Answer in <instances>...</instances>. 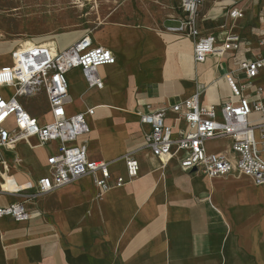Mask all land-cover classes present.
<instances>
[{
  "label": "crops",
  "instance_id": "obj_1",
  "mask_svg": "<svg viewBox=\"0 0 264 264\" xmlns=\"http://www.w3.org/2000/svg\"><path fill=\"white\" fill-rule=\"evenodd\" d=\"M233 1L245 12L234 30L250 43V57L259 50L255 35L264 30V0L258 1L260 9L250 35L242 32L247 16L239 0H215L224 13L219 28L230 24L226 14ZM178 14L170 27L177 25ZM90 36L96 46L113 52L116 64L99 68L102 90L90 89L81 69L70 71L81 79L69 94V103L77 97L81 107L69 112L67 106L68 114L94 108L93 116L86 114L89 132L81 138L89 158L110 162L113 176L128 181L124 157L130 154L139 162V176L102 196L87 176L28 201L27 222L1 218L0 264H264V184L236 172L211 179L184 171L178 159L163 165L144 148L150 127L141 124L139 115L164 111L166 122L174 125L176 115L170 108L199 89H206V103L222 105L230 97L224 76L237 67V57L243 53L196 63L192 39L137 25H108ZM82 37L75 35L53 48L63 51ZM258 87L263 88L264 102V79L247 94ZM45 101L48 120L38 118L48 122ZM212 144L217 145L215 149H209ZM23 145L38 152L45 173L35 176L28 171L31 159L18 153L14 165L10 164L4 155L9 151H3L0 190L10 192L0 191L3 207L25 201L30 193L14 192L48 175L47 159L57 148L56 143L41 146L33 138L30 144H17L15 151ZM206 147L210 153L233 157L230 139L210 141Z\"/></svg>",
  "mask_w": 264,
  "mask_h": 264
},
{
  "label": "built area",
  "instance_id": "obj_2",
  "mask_svg": "<svg viewBox=\"0 0 264 264\" xmlns=\"http://www.w3.org/2000/svg\"><path fill=\"white\" fill-rule=\"evenodd\" d=\"M176 2L177 25L168 27L167 32L193 40L196 63H204L213 56L225 58L229 54L236 57L243 54L237 57V67L224 76L230 97L222 105L206 103L207 91L199 89L189 99L170 108L176 115L174 125L166 122L164 111L140 113L141 124L150 127V132L144 136V148L163 165L178 159L184 171L195 170L211 179L236 172L263 185L264 160L260 150H264L263 88H256L252 94L247 92L264 79V30L255 35L259 50L249 57L250 43L234 30L236 22L245 17L238 2L233 1L226 14L230 24L221 26L217 34H204L198 23V14L206 0ZM114 64L113 52L96 46L91 36L86 35L63 51H56L50 45L24 43L12 50L9 65H0V164L4 160L3 151H14L20 142L30 144V140L36 138L41 146L57 144L56 151L47 159L48 175L35 185L28 183L25 189L14 192L30 195L24 202L0 205V219L27 222L30 219L28 201L87 176L93 178L100 196L113 187L126 186L139 176V162L130 154L124 157L128 181L122 176H113L110 162L89 158L87 144L81 138L89 132L86 114L93 116L94 108L73 116L67 111L68 73L81 69L88 87L102 90L104 81L98 70ZM236 76L243 79L238 81ZM8 86L14 89L11 97L3 93ZM42 96L47 100L48 122L32 115L19 102L20 98ZM222 139L231 140L233 157L208 151V142ZM16 162L20 163V159ZM0 191L9 192L3 188Z\"/></svg>",
  "mask_w": 264,
  "mask_h": 264
},
{
  "label": "rangeland",
  "instance_id": "obj_3",
  "mask_svg": "<svg viewBox=\"0 0 264 264\" xmlns=\"http://www.w3.org/2000/svg\"><path fill=\"white\" fill-rule=\"evenodd\" d=\"M239 1L245 5L247 16L241 25L242 32L250 35L260 9L259 0ZM177 14L178 8L173 0H0V65H9L12 49L24 43L49 45L44 41L52 39L50 46L60 47L75 35H92L108 25H137L167 31L174 25L173 18ZM223 15L215 0H206L198 14L201 31L217 34ZM67 78L69 94L72 95L81 78L71 72ZM3 93L11 97L14 89L5 87ZM73 100L68 105L69 112L78 111L81 107L77 97ZM19 102L33 115L48 120L45 98L25 97ZM216 146L209 145V149ZM17 153L31 159L32 166L28 171L35 176L44 175L42 158L35 149L23 145L18 151L5 152V159L14 165ZM118 169L122 170L121 167Z\"/></svg>",
  "mask_w": 264,
  "mask_h": 264
},
{
  "label": "bare ground",
  "instance_id": "obj_4",
  "mask_svg": "<svg viewBox=\"0 0 264 264\" xmlns=\"http://www.w3.org/2000/svg\"><path fill=\"white\" fill-rule=\"evenodd\" d=\"M51 41H52V39H49V41H46V42H48L47 44H51ZM30 44V43H29ZM121 160V159H120Z\"/></svg>",
  "mask_w": 264,
  "mask_h": 264
},
{
  "label": "water",
  "instance_id": "obj_5",
  "mask_svg": "<svg viewBox=\"0 0 264 264\" xmlns=\"http://www.w3.org/2000/svg\"><path fill=\"white\" fill-rule=\"evenodd\" d=\"M195 171V170H194Z\"/></svg>",
  "mask_w": 264,
  "mask_h": 264
}]
</instances>
